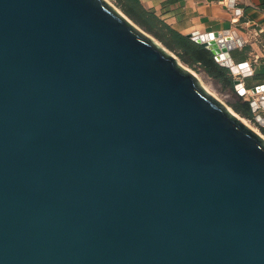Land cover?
Here are the masks:
<instances>
[{"label":"water","instance_id":"water-1","mask_svg":"<svg viewBox=\"0 0 264 264\" xmlns=\"http://www.w3.org/2000/svg\"><path fill=\"white\" fill-rule=\"evenodd\" d=\"M0 264H264L263 134L109 1L0 0Z\"/></svg>","mask_w":264,"mask_h":264},{"label":"crops","instance_id":"crops-1","mask_svg":"<svg viewBox=\"0 0 264 264\" xmlns=\"http://www.w3.org/2000/svg\"><path fill=\"white\" fill-rule=\"evenodd\" d=\"M242 14L231 23V8L225 0H140L170 27L187 35L230 29L242 37V47L230 50L234 62L247 61L251 73L243 77L246 88L264 84V32L254 36V29L264 28V0H235ZM237 81V79H235Z\"/></svg>","mask_w":264,"mask_h":264},{"label":"trees","instance_id":"trees-1","mask_svg":"<svg viewBox=\"0 0 264 264\" xmlns=\"http://www.w3.org/2000/svg\"><path fill=\"white\" fill-rule=\"evenodd\" d=\"M121 9L146 31L161 40L164 45L177 52L188 63L198 64L210 77L228 84L234 89V75L231 70L219 64L212 52L190 36L170 27L153 12L146 10L140 0H117ZM236 111L253 119L248 100L233 103ZM264 131V128H262Z\"/></svg>","mask_w":264,"mask_h":264},{"label":"rangeland","instance_id":"rangeland-1","mask_svg":"<svg viewBox=\"0 0 264 264\" xmlns=\"http://www.w3.org/2000/svg\"><path fill=\"white\" fill-rule=\"evenodd\" d=\"M107 1H109L115 8H117L119 11H121V12H123L125 14V12L121 9L120 5L118 4V1L117 0H107ZM136 24L139 25L138 23H136ZM140 27L143 28L142 26H140ZM148 33L151 34L154 37V39L161 46H163L168 52H170L171 54H173L176 57L177 62L182 67H184L186 69H189L192 72H194L195 75L198 76L197 78H198L200 84L205 88L206 91H208L209 93H211L212 95H214L217 99H219L220 101H222L229 109L235 111L237 114H239L240 116H242L247 122H249L258 131H260L263 134V136H264V131H263V129H262L261 126H258L252 118H249V117L243 115L242 113H240V112H238V111H236L234 109L233 103H235L237 101H240V100H245V98H243L242 96H240V95L237 94V92L235 91V89H233L231 86H229L228 84L224 83L221 80L214 79V78L210 77L198 64L185 62L181 58V56L179 54H177L176 51H174V50L166 47L164 45V43L161 40H159L157 37H155L152 33H150V32H148Z\"/></svg>","mask_w":264,"mask_h":264},{"label":"built area","instance_id":"built-area-1","mask_svg":"<svg viewBox=\"0 0 264 264\" xmlns=\"http://www.w3.org/2000/svg\"><path fill=\"white\" fill-rule=\"evenodd\" d=\"M225 4L227 6H229V8H231V23H238L239 21V16L242 14V9L241 7L236 6V1L235 0H225ZM264 32V28L259 27L257 29H254L253 35L256 36L259 33ZM229 36H232L231 34ZM244 41V40H243ZM235 42H236V47H242L244 43H241L238 38H235ZM236 65V64H234ZM250 70H251V66L249 65ZM252 71V70H251ZM231 73L234 75V79H237V81H241L244 83L243 80V75L242 72L239 68H237L236 70H231ZM237 92L238 95L242 96L243 98H245L246 100L250 101L252 98L258 100V94H252L249 88H246L245 91L243 93H240L237 89L235 90Z\"/></svg>","mask_w":264,"mask_h":264},{"label":"bare ground","instance_id":"bare-ground-1","mask_svg":"<svg viewBox=\"0 0 264 264\" xmlns=\"http://www.w3.org/2000/svg\"><path fill=\"white\" fill-rule=\"evenodd\" d=\"M198 77V76H197ZM200 78V77H199ZM231 110V109H230ZM232 112L236 113L235 111L231 110ZM237 114V113H236ZM242 119H244L242 116H241ZM245 120V119H244ZM246 121V120H245ZM247 122V121H246ZM249 123V122H247ZM250 124V123H249ZM251 125V124H250ZM252 126V125H251ZM253 127V126H252ZM254 128V127H253ZM256 131H258L256 128H254ZM264 137V136H263Z\"/></svg>","mask_w":264,"mask_h":264}]
</instances>
